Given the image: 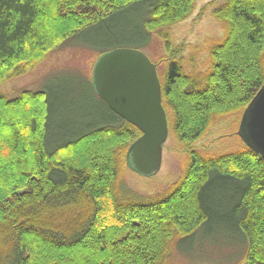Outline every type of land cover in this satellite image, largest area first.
<instances>
[{"label": "trees", "instance_id": "obj_1", "mask_svg": "<svg viewBox=\"0 0 264 264\" xmlns=\"http://www.w3.org/2000/svg\"><path fill=\"white\" fill-rule=\"evenodd\" d=\"M194 6L195 0H0V83L95 29L116 46L123 40L145 47L151 32ZM214 14L226 34L211 48L209 69L187 73L173 60L159 76L168 121L191 148L215 116L244 111L264 85V0H226ZM112 21L126 22L124 35L114 26L113 33ZM89 84L86 95L96 92L93 79ZM62 99L68 102L64 91L50 88L0 95V264H164L176 233L179 247L212 242L202 232L219 216L234 227L242 264H264L260 154L245 142L217 154L192 148L165 194L129 199L118 179L140 129L100 96L99 115L80 119L66 104L57 112Z\"/></svg>", "mask_w": 264, "mask_h": 264}, {"label": "rangeland", "instance_id": "obj_2", "mask_svg": "<svg viewBox=\"0 0 264 264\" xmlns=\"http://www.w3.org/2000/svg\"><path fill=\"white\" fill-rule=\"evenodd\" d=\"M225 1L195 0L194 9L188 16L176 23L158 27L151 32V41L146 42L145 47L141 48L135 43H125L126 41L123 40L116 46L115 40L99 29L70 38L42 57L33 68L24 73L9 74L0 83V95L12 99L20 96L25 90L38 91L46 88L54 92L62 90L68 96V102L67 99H62L63 103L58 102L60 103L58 113L66 104L63 107L69 106L77 119L98 116L99 96L95 90L89 91L88 95L86 92L91 86L89 82L92 84L96 61L102 52L113 47L134 48L146 53L157 64L161 80L173 60L179 61L187 73L206 72L211 64L212 46L222 40L226 34L224 22L218 20L214 14V10ZM126 25L124 21H112L110 27L113 33L117 30V33L124 35ZM119 39L121 38H117ZM242 114L243 111L215 116L208 132L192 148L201 149L206 154L242 148L244 141L238 135ZM170 115L172 114L168 112V117ZM192 148L179 141L172 129L170 118L169 136L163 147V159L159 171L145 175L126 162L122 163L118 179L121 195L129 199H147L165 194L181 177ZM211 202L217 205L215 199ZM202 233L205 239L212 242L202 241L195 246L194 243L191 245L185 241L180 247L178 246L180 236L176 233L170 242L169 255L164 264H242L244 262L245 254L240 255L234 227L229 222H224L221 216L211 219ZM197 236L198 243L201 241L199 240L201 233Z\"/></svg>", "mask_w": 264, "mask_h": 264}, {"label": "water", "instance_id": "obj_3", "mask_svg": "<svg viewBox=\"0 0 264 264\" xmlns=\"http://www.w3.org/2000/svg\"><path fill=\"white\" fill-rule=\"evenodd\" d=\"M93 82L109 107L141 131L128 152L130 166L145 175L155 174L169 136L156 64L141 50L116 48L98 58ZM238 135L264 159V85L244 109Z\"/></svg>", "mask_w": 264, "mask_h": 264}, {"label": "bare ground", "instance_id": "obj_4", "mask_svg": "<svg viewBox=\"0 0 264 264\" xmlns=\"http://www.w3.org/2000/svg\"><path fill=\"white\" fill-rule=\"evenodd\" d=\"M150 58V57H149ZM153 62V61H152ZM154 63V62H153Z\"/></svg>", "mask_w": 264, "mask_h": 264}]
</instances>
